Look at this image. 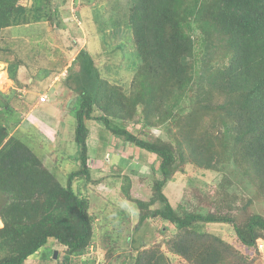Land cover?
<instances>
[{
    "label": "trees",
    "instance_id": "obj_1",
    "mask_svg": "<svg viewBox=\"0 0 264 264\" xmlns=\"http://www.w3.org/2000/svg\"><path fill=\"white\" fill-rule=\"evenodd\" d=\"M34 1L33 9L39 4ZM28 2L0 0V37L16 15L27 10ZM62 4L48 0L44 16L35 13L32 18L53 23L61 16ZM130 4L123 20L128 40L114 33L118 44L106 58L97 61L85 47L77 52L69 46L66 52L75 56L73 68L63 76L78 102L74 137L80 161L66 184L22 139L10 134L0 111V190L7 199L0 209V264H26L51 239L65 248L58 260L62 264H72L73 257L87 253L94 236L87 194L93 181L89 149L92 142L99 150L93 141L101 139L103 149L95 158L100 160L104 152L111 155V135L130 145L127 153L144 159L152 154L158 160L152 196L136 201L142 211L138 226L157 218L174 225L177 232L170 237L169 250L189 264H253L205 227L231 224L248 250L257 249L258 239H264V216L249 213L238 221L233 215L241 208L238 200L245 202L242 210L248 212L255 197L264 199V0H131ZM11 45L0 43V60L14 58L12 75L20 85L47 83L52 72L61 71H53L50 63L48 67L51 52H42L41 62L25 63L24 53L15 57ZM21 68L29 71L32 81H22ZM11 100V94L0 91V110L13 111ZM129 125L139 129L132 131ZM95 127L96 136L90 141ZM145 128L161 129L162 134L144 135ZM120 162L117 165H128L123 158ZM187 162L224 173L221 188L209 194L215 197L208 199L214 211L180 212L165 193ZM231 164L256 190L253 199L227 188L232 180L226 166ZM134 264L169 263L155 249L140 252Z\"/></svg>",
    "mask_w": 264,
    "mask_h": 264
},
{
    "label": "rangeland",
    "instance_id": "obj_2",
    "mask_svg": "<svg viewBox=\"0 0 264 264\" xmlns=\"http://www.w3.org/2000/svg\"><path fill=\"white\" fill-rule=\"evenodd\" d=\"M41 1L43 0L34 1L36 4L37 2L39 3L35 9L31 8L32 5H27V10L18 13L14 24L12 23L6 30H3L4 32L0 37V43L12 44L13 47L17 49V55L15 57L18 58L24 53L21 59L22 62H41L40 57H38L42 53L41 48L45 47L51 49L53 47L51 50L47 49L44 51L52 53L53 60L49 59L48 67L49 63L50 66H53L51 64V62H53L55 64V68H52L53 71L60 68L61 72L64 74L69 72L71 67L73 68L72 65L74 62H72V58L74 59L75 56H68L66 52H68L69 46L76 48L74 42L75 36H81L88 40L86 44L87 48L97 61L106 58L107 52L112 51L118 44L115 43L118 39L115 37L114 33L120 34V40L123 39L124 41V39H127V35L125 34L127 26H125L123 20L125 19V12L128 5H131V0H83L85 3L82 2L81 5V0H67V4H62L63 0H54L56 3L62 4L60 7H65L66 9L65 13L60 9V13H58L61 16L57 17L56 21L53 23L49 20L40 21L32 18L35 13L42 15L45 13L48 0H44L43 3ZM26 16L29 17L30 20H22L26 18ZM68 25L70 28H67L69 27ZM55 26L57 28L56 31H60L59 34H62L63 38H61V43L56 40V36L53 32L51 33V37L47 32L48 28L52 31V28L55 29ZM64 26L67 27L64 28ZM120 27H123L121 29L122 32L116 31ZM32 30L36 33L34 34ZM28 32H31L32 36L27 34ZM75 33H79L80 36H74ZM34 37L39 38L38 41L40 45H38L39 43L36 44L37 41L26 39ZM42 37H44L43 41H47V43L40 41ZM12 45L10 48H12ZM32 49L37 52H33ZM121 54L122 50H120V53L117 55L120 56ZM130 54H133L132 50H130ZM73 55H75V53H73ZM9 60H11L10 71L13 74L15 71L14 58L12 57L6 60L1 59L0 61L7 62ZM70 62H72V65L68 66ZM1 67H3L6 72L9 70L7 63L0 62V68ZM114 68L117 69V65H114ZM21 70L24 71L25 68ZM58 76L63 80L62 77L64 76H62V74ZM1 81L0 78V91L4 94L12 95V106L14 110L11 112L7 109L0 110L6 115V118L11 119L7 120L8 127H10V134L22 139L35 154L39 155H37L39 158L41 157L40 159L43 161L44 165L52 171H55L53 169H55L54 161L56 157L62 167L61 173L57 172L58 179L62 184H66L69 174L66 177L65 173H71L78 169L79 166V164L78 166H74L70 162H80L78 160L79 149L75 147L77 143L71 135V127L69 125V122L74 121L76 118L74 114H76V107L78 104L77 98H74V101L70 102L72 106L69 108L67 107V110L70 111L73 118L68 116L63 117L64 123L61 133L59 134L58 131L54 133L56 140L51 138V142L48 140L40 142L42 148L37 149L32 143L31 132H28L27 128H25L26 130H22L21 128L18 129V125L14 127L12 122L19 120L21 115L19 114L20 112H18L21 108L17 106L19 98L24 97L27 103H31V105L35 106V104L41 101L39 96L40 92H43L41 97L47 100V97L44 96V89L46 87L44 89L40 87L38 89L39 91H34L35 93L32 95L30 91H27L25 88L21 90L18 86H13V83L9 86L11 81L4 84ZM52 90L61 91L62 85L60 84V86ZM65 90L68 100L76 95L69 86ZM11 92L15 93L13 94ZM1 100H3L2 97ZM70 103L68 105H70ZM30 117L27 116L24 119L25 122L27 121V124ZM90 122L92 123L93 120ZM30 123L31 121H29V124ZM129 128L132 131H137V129H139L136 125H129ZM96 129L95 127L94 130L91 131V136L95 135ZM143 131L144 133L148 131L144 135L149 136L162 134V130L158 128H145ZM66 138H70L71 141ZM102 138H105L104 133ZM92 140L93 139L90 141ZM122 142L123 141L117 139V137L111 135L109 137V144L112 153L111 155L108 154L105 156L104 152L100 155V160L95 158V154L99 153V150L100 152L102 151V140L93 141L94 144L100 147L99 150L93 149L91 142V154H89L88 165L93 173V181L88 184L87 194L91 201L90 211L94 218V236L87 253L81 257H73L71 263L85 264L86 262L95 261L94 264H134L140 252L158 249L164 253L165 259L169 264H189L182 256L169 250L168 242L171 239L170 237L177 232L174 225L167 221L163 222L157 218L155 220H146L138 226L142 211L138 207L136 201L138 199H149L152 196L154 192L152 187L154 185L155 176L159 177L157 172H155L158 170V160L156 156L152 154L146 155L145 159L140 155L129 154L127 150L130 149V145ZM62 143L68 148V150L66 149L65 151L71 153L74 158L68 161L64 160L62 158L63 150L61 149L56 150L54 153L47 154V157L42 156L47 151H50L46 149L48 146L54 150L56 147H60ZM104 157L106 159L105 161H103ZM122 158L128 165H117V163H121L120 161ZM226 172L230 175L232 180V184H228L227 186L228 189L237 192L239 195L245 196V198H252V196H254L256 190H253V188L247 184V177H243L240 170L235 165L231 164L230 166H226ZM222 174H224L222 171L217 172L199 168L193 163L187 162L184 165V169L177 172L174 175L173 181L165 187V193L172 205L180 212H194L196 210H203L205 212L214 211V203H209L208 199H214L215 197H210L209 194L214 195V192L221 188L220 184L223 179ZM77 184L78 181H75L74 185L76 186ZM124 187H128V194H126ZM244 189H246L248 193L244 191ZM238 204L241 208L237 207L233 210V215L238 221L245 219L246 215L249 213H256L264 216L263 198L255 197L253 205L248 207V212L242 210V206L245 202L238 200ZM179 205H181V207ZM157 207L158 204L153 206L152 209ZM1 224L2 222L0 220V226ZM205 229L221 236L240 253L248 256L250 260H253V264H264V240L262 242V247L257 245V249L248 250L236 236L235 230L231 224H207ZM55 251H58L57 258H54ZM64 255L65 248L51 239L43 248L31 256L26 264H62L61 261L58 260Z\"/></svg>",
    "mask_w": 264,
    "mask_h": 264
},
{
    "label": "crops",
    "instance_id": "obj_3",
    "mask_svg": "<svg viewBox=\"0 0 264 264\" xmlns=\"http://www.w3.org/2000/svg\"><path fill=\"white\" fill-rule=\"evenodd\" d=\"M33 1L34 0H29L28 6H31L33 4ZM70 1H72V0H70ZM82 2H83V0H81L80 5L82 4ZM83 3H85V2H83ZM63 4H67L66 1H63ZM60 9L63 10V13H65V9H66L65 7H60ZM78 10H79V6H78ZM59 12H60V10H59ZM64 19H66V18H64ZM66 27L67 26H64V28H66ZM67 28H70V26L67 27ZM56 29H57L56 26H55V29L52 28V31L48 28L47 32L50 34V37H51V33L53 32V34H55V36H56V40H58L61 43L62 42L61 38H63L62 34L61 33L59 34L60 31H56ZM4 30H6V28ZM32 32H34V34L36 33L34 30H32ZM80 33H82V32H80ZM27 34L32 36L31 32H28ZM49 34H48V36H49ZM75 35H79V33L78 34L75 33L74 36ZM44 37L40 38V41L47 43V41H43ZM34 38H31V39L26 38V39L27 40H31V41H37L36 44H38L39 43V41H38L39 38L38 37H34ZM74 38H75V42H76L77 52L79 51V48H83V47L87 48L86 44L88 43V40L86 38L81 37V36L80 37H76L75 36ZM38 45H40V43ZM40 47H42V46H40ZM12 49H16V48H14L13 45H12ZM47 49H49V48H45V47L41 48L42 52H44ZM51 49H53V47ZM32 51L33 52H37L36 50H33V49H32ZM72 60H74V59L72 58ZM0 62H4V63L8 64L9 70L6 72V70L3 67H1L0 68V75L2 73L5 75L6 81L4 83H9L11 81L9 86H11V84L13 83V86H18L21 90H23L22 88H25V89H27V91H30V93L32 95H33V93L38 92L39 91L38 89L40 87H42V89H44L46 87L44 89V92H45L44 96L47 97V100L40 101L37 104H35V106L31 105V103H27L25 101L24 97L19 98V101L17 102V106H19V108H21L18 111V112H20L19 114H21V115H20L19 120H16L15 122L14 121L12 122L14 124V127L18 125V129L21 128L22 130H26L25 128H27L28 132H31L32 143L36 146L37 149L38 148H42L40 146V142H43V141H46V140L51 142V138L53 140H56V137H55L54 133L56 131H58L59 134L61 133L62 126H63V123H64L63 117H67L68 116L70 118H73L72 115L70 114V111L67 110V107L69 108L70 106H72V104L70 102L74 101V97H72L70 100H68L66 98L67 93H66L65 89L68 87V85H65V83H64L65 77H62L63 80H61V77L58 76L60 74H62V76H63V73L61 71L56 72V73L52 72V74H54V75L50 76L51 79L47 83H43V84H38V83L35 84L34 83V86L31 85V87H27L25 84H23V85L21 84L22 85L21 86L16 81V79L14 78V75H12V72L10 71L11 70V60H9L7 62H5V61H0ZM51 64L53 66H50V68H55V64L53 62H51ZM71 65H72V62H70L68 66H71ZM21 69H20V72H19V77L22 79V81H24V80L32 81V78L30 77L29 72L26 69L24 71H22ZM0 78H1V76H0ZM60 84L62 85V90L61 91L60 90H52L53 88H57L58 86H60ZM24 91H26V90H24ZM41 94H43V92L39 93L40 98H41ZM67 101H69V102H67ZM69 103H70V105H68ZM11 108H13V110H14V107L12 106V100H11ZM10 112H11V110H10ZM27 116H29V117L31 116L29 119L27 118L28 119V124H27V121L26 122L24 121V119ZM8 119H10V118H6V122H7ZM29 121H31L30 124H29ZM75 124H76L75 120L72 121V122L71 121L69 122V125L71 127V135L73 136L74 140H75V137H74V135H75L74 134V132H75ZM30 126H33V127H30ZM62 133H64V132H62ZM94 136H96V135H94ZM90 139H93V136H90ZM67 140H70V138H68ZM122 143H124V142H122ZM75 147L77 148V145H75ZM109 147H110V144H109ZM46 149H49L50 151H47L42 156H46L47 157V154L54 153L56 150L61 149V150H63L62 151V158L64 160L68 161L71 158H74L73 155H71V153H68L67 151H65L66 149L68 150V148L65 145H63V143H62V145L60 147H56L54 150H52L49 146ZM109 150L111 151V148H109ZM89 151H90V149H89ZM108 153L109 152L106 153V156L108 155ZM36 155H38V154H36ZM67 163H69V162H67ZM70 163L72 165H74V166H78L77 161L70 162ZM54 168L55 169H53V170H55V171H52L49 168L48 169L58 178L57 172L61 173L62 167L60 166L59 160L56 157H55V161H54ZM68 174L69 173H67V172L65 173L66 177H67ZM2 224H1V226H2Z\"/></svg>",
    "mask_w": 264,
    "mask_h": 264
},
{
    "label": "water",
    "instance_id": "obj_4",
    "mask_svg": "<svg viewBox=\"0 0 264 264\" xmlns=\"http://www.w3.org/2000/svg\"><path fill=\"white\" fill-rule=\"evenodd\" d=\"M6 201H7V199L4 195V193L0 190V209L5 204ZM57 255H58V251H55L54 258H57Z\"/></svg>",
    "mask_w": 264,
    "mask_h": 264
},
{
    "label": "clouds",
    "instance_id": "obj_5",
    "mask_svg": "<svg viewBox=\"0 0 264 264\" xmlns=\"http://www.w3.org/2000/svg\"><path fill=\"white\" fill-rule=\"evenodd\" d=\"M41 101H45V99H43L42 97H41ZM259 241L257 242V245L259 246H261L262 247V242H263V240L264 239H262V238H260V239H258Z\"/></svg>",
    "mask_w": 264,
    "mask_h": 264
},
{
    "label": "bare ground",
    "instance_id": "obj_6",
    "mask_svg": "<svg viewBox=\"0 0 264 264\" xmlns=\"http://www.w3.org/2000/svg\"><path fill=\"white\" fill-rule=\"evenodd\" d=\"M0 76H1V80H2L1 82L4 83L6 81L5 75L2 73Z\"/></svg>",
    "mask_w": 264,
    "mask_h": 264
}]
</instances>
